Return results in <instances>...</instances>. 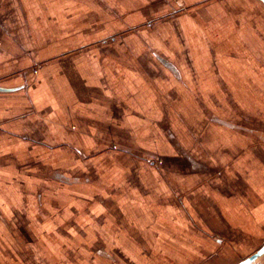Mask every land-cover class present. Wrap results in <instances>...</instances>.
<instances>
[{
  "label": "rangeland",
  "instance_id": "obj_1",
  "mask_svg": "<svg viewBox=\"0 0 264 264\" xmlns=\"http://www.w3.org/2000/svg\"><path fill=\"white\" fill-rule=\"evenodd\" d=\"M0 86V264L263 246L262 0H0Z\"/></svg>",
  "mask_w": 264,
  "mask_h": 264
},
{
  "label": "crops",
  "instance_id": "obj_2",
  "mask_svg": "<svg viewBox=\"0 0 264 264\" xmlns=\"http://www.w3.org/2000/svg\"><path fill=\"white\" fill-rule=\"evenodd\" d=\"M186 27H187V24H186ZM143 80H145V79H143ZM47 81H48V78H47ZM182 81H184V80H182ZM185 86V85H184ZM12 87H15V86H12ZM122 90H126L127 92H126V96H128L129 98H130V103H132V105L134 106V86L132 85V84H130L129 85V87H127V88H125V87H121V90L120 91H122ZM177 90H180V91H185L184 90V88L182 87V86H180V88H178ZM17 91V90H16ZM120 91H117V94H121V92ZM15 92V91H14ZM9 93H11V92H9ZM166 93V92H165ZM167 94V93H166ZM139 100V99H138ZM139 102H140V100H139ZM137 103V102H136ZM140 104H141V102H140ZM77 116H83V115H81L80 113L79 114H77ZM86 118H89V116H85ZM47 118V120H50L51 121V119L50 118H48V117H46ZM56 121V120H55ZM56 124L58 125V126H60V121H56ZM73 125H75V126H78L79 127V124H76V123H73ZM72 125V126H73ZM236 224H239L238 222L236 223ZM36 232H40V231H36ZM52 244H54L53 242H50V244L49 245H52ZM262 258H264V254L262 255V256H260V257H258L254 262L256 263V262H258L260 259H262Z\"/></svg>",
  "mask_w": 264,
  "mask_h": 264
},
{
  "label": "water",
  "instance_id": "obj_3",
  "mask_svg": "<svg viewBox=\"0 0 264 264\" xmlns=\"http://www.w3.org/2000/svg\"><path fill=\"white\" fill-rule=\"evenodd\" d=\"M262 1L264 2V0H262ZM16 90H18L17 87L0 86V92L9 93V92H14ZM74 180H76V179H74ZM64 181L68 182L67 179H65ZM263 254H264V244H263V246L258 248L254 253H252L248 257L244 258L243 260H241L238 264H252L258 257L262 256Z\"/></svg>",
  "mask_w": 264,
  "mask_h": 264
},
{
  "label": "flooded vegetation",
  "instance_id": "obj_4",
  "mask_svg": "<svg viewBox=\"0 0 264 264\" xmlns=\"http://www.w3.org/2000/svg\"><path fill=\"white\" fill-rule=\"evenodd\" d=\"M264 3V2H263Z\"/></svg>",
  "mask_w": 264,
  "mask_h": 264
}]
</instances>
